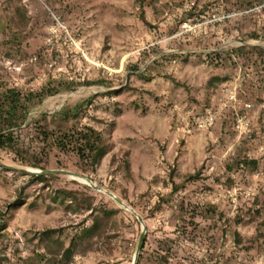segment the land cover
Here are the masks:
<instances>
[{"label": "rangeland", "instance_id": "obj_1", "mask_svg": "<svg viewBox=\"0 0 264 264\" xmlns=\"http://www.w3.org/2000/svg\"><path fill=\"white\" fill-rule=\"evenodd\" d=\"M263 2L0 0V88L43 98L29 111L26 146L48 170L87 177L142 216L141 264H264V15L245 13ZM93 87L60 107L63 95ZM38 124L56 135L94 127L109 152L96 168L43 152ZM13 157L0 161L31 168ZM64 189L114 212L108 237L73 264H133L142 233L133 214L66 177L45 187L0 168V210L19 193L26 201L6 218L3 264H45L40 232L64 228L69 245L92 224L90 212L52 203Z\"/></svg>", "mask_w": 264, "mask_h": 264}, {"label": "trees", "instance_id": "obj_2", "mask_svg": "<svg viewBox=\"0 0 264 264\" xmlns=\"http://www.w3.org/2000/svg\"><path fill=\"white\" fill-rule=\"evenodd\" d=\"M16 12L17 16L22 20L23 27H25L28 22L27 16L24 13L22 14L19 8L16 9ZM126 88L114 91V94L121 93ZM42 100L41 94H26L17 88L8 86L0 88V159L1 153L12 154L14 156L13 160L22 166L42 171L48 170L44 165L43 158L38 153H32L23 140V133L30 126V123L27 122L29 111ZM38 126L40 129L38 140L43 152L48 149L53 151L55 149L66 154L73 152L90 168L99 166L109 152L108 140L101 131L94 127L87 126L71 133L60 132V134L56 135L47 128H41L40 124ZM244 164L257 166V163L249 161H245ZM126 167L130 175L129 163H126ZM17 174L25 175L45 187H50L52 181L58 179V176H35L18 172ZM198 176L197 174L191 175L187 177V180H195ZM73 184L78 183L73 182ZM178 188L177 186L175 190ZM82 196L83 194L79 191L67 189L54 191L50 195L49 199L52 203L63 208L66 213L77 215L83 212H90L89 218L92 220V224L85 226L86 221H84L81 233L75 234L71 238L69 245H66L61 238L64 228L48 229L40 232L36 240L39 241L38 247L43 246L45 264H73L81 249L91 250L104 236L108 237L114 212L106 207L96 209L93 207V199ZM25 204L26 201L22 199V193H19V198L10 204L9 208L0 210V236L8 228L7 216H10L12 211L21 208ZM144 249L145 244L138 264H141L143 260ZM1 256L2 253L0 252V264H3L6 259Z\"/></svg>", "mask_w": 264, "mask_h": 264}, {"label": "water", "instance_id": "obj_3", "mask_svg": "<svg viewBox=\"0 0 264 264\" xmlns=\"http://www.w3.org/2000/svg\"><path fill=\"white\" fill-rule=\"evenodd\" d=\"M0 168L6 169V170L17 171V172H20V173H26V174H30V175H35V176H62V177H66V178H68V177H78L80 179H83L86 182V184H83V183H81V184L91 188L94 191H97L99 193H102V194L106 195L111 200H113L121 209L130 210L131 214H133L137 218V220L140 222L141 227H142V233H141L140 241L138 243V246H137V249H136V252H135V255H134V259H133V264H138V260H139V257L141 255L142 248H143V246L145 244L146 235H147V228H146V225H145V221H144V219L142 218L141 215H139L134 209L128 207L115 194L111 193L108 190H105V189L99 187L97 184H95L89 178L84 177L82 175H79L77 173L68 171V170H45V171H42V170L34 169V168H12V167L6 166L1 161H0ZM70 180L77 181L75 179H70ZM77 182H79V181H77Z\"/></svg>", "mask_w": 264, "mask_h": 264}, {"label": "bare ground", "instance_id": "obj_4", "mask_svg": "<svg viewBox=\"0 0 264 264\" xmlns=\"http://www.w3.org/2000/svg\"><path fill=\"white\" fill-rule=\"evenodd\" d=\"M234 45H237L236 43L230 42L228 44L229 47H232ZM98 91H100V89L93 87V88H82V89H78L75 90L74 92L70 93V94H66L62 96V100L60 101V107L63 106V104L70 98H80V97H87V96H91L95 93H97ZM68 179H75L77 181H79L80 183L86 184V182L83 179H80L78 177H68ZM127 212H130V210L125 209ZM131 213V212H130Z\"/></svg>", "mask_w": 264, "mask_h": 264}, {"label": "built area", "instance_id": "obj_5", "mask_svg": "<svg viewBox=\"0 0 264 264\" xmlns=\"http://www.w3.org/2000/svg\"><path fill=\"white\" fill-rule=\"evenodd\" d=\"M246 14H253V15H257V16H262L264 15V2L256 7L251 8L250 10L245 12ZM230 99H233V97L231 96Z\"/></svg>", "mask_w": 264, "mask_h": 264}]
</instances>
